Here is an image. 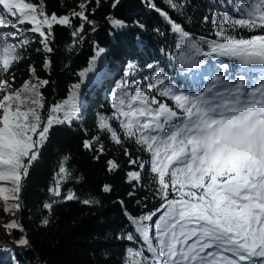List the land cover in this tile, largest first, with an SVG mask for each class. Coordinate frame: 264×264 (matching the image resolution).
I'll use <instances>...</instances> for the list:
<instances>
[{"label": "snow or ice", "instance_id": "6c2138e0", "mask_svg": "<svg viewBox=\"0 0 264 264\" xmlns=\"http://www.w3.org/2000/svg\"><path fill=\"white\" fill-rule=\"evenodd\" d=\"M95 2L99 6L101 0ZM144 2L177 38L170 59L173 72L183 80L151 62L143 66L150 74L137 79L140 65L129 60L111 91V116L97 118L98 129L108 134L110 142L129 141L147 154L146 160L133 159L124 148L129 165L138 168L125 174V182L134 189L128 195L134 197L137 187H145L147 173L146 190L159 202L149 210L147 196L138 199L136 205L143 210L133 215L123 200L118 201L127 225L116 238L132 245H126L122 264H264V0H239L236 15L223 12L213 17L216 39L211 40L197 39L154 0ZM164 2L182 14L185 5L179 0ZM88 3L78 5L80 11L71 15H57L48 14L39 0H0V75L9 74L23 59L21 49L30 46L31 34L40 37L46 54L43 67L50 69L54 26L73 29L70 51L84 40L85 24H95L85 13ZM118 3L113 0L112 7ZM73 18L82 23L73 26ZM106 19L113 29L127 27L111 14ZM203 19L208 22L209 17ZM25 24L27 29L22 27ZM238 29L253 34L238 36ZM105 51L94 47L87 66L77 73L79 82L72 85L67 98L49 106L46 117L42 89L50 80L37 76L34 65L28 68L31 79L20 88L14 87L15 74L0 79V198L5 213L20 210L23 180L39 159L51 129L78 117L85 78L92 84L107 80L110 69L102 59ZM99 140L94 136L83 146L92 150ZM95 151L94 158L99 159L103 145ZM67 159L48 189L54 197L61 196V183L70 176ZM107 165L109 172L120 167L115 160ZM101 191L110 193L112 186L104 184ZM63 198L73 200L75 195L69 191ZM82 203L99 202L89 198ZM52 207L53 202L43 204L46 210ZM48 223L42 220L43 225ZM5 230L22 231L16 221L5 225ZM16 244L27 246L26 236Z\"/></svg>", "mask_w": 264, "mask_h": 264}, {"label": "trees", "instance_id": "16d2710c", "mask_svg": "<svg viewBox=\"0 0 264 264\" xmlns=\"http://www.w3.org/2000/svg\"><path fill=\"white\" fill-rule=\"evenodd\" d=\"M32 2L36 3L38 0ZM39 2L46 6L48 14L55 12L57 15H71L74 11H80L78 5L84 4L86 0H39ZM179 2L185 5L182 14L171 11L164 0H154L157 7L169 11L173 19L183 23L186 30L197 39L211 40L216 39L212 18L223 12L236 15L239 0H179ZM112 4L113 0H101L97 6L95 0H89L85 13L95 24H85L84 40L77 41L70 51L68 46L73 39L71 36L73 29L54 26L55 39L52 44L54 52L50 54L52 61L50 69L43 67L46 54L39 43L40 37L38 34H31L30 46L21 49L23 59L11 67L9 74L0 75V79H9L11 74H15L14 87L20 88L25 80L31 79L28 68L29 65H34L37 76L50 80L49 85L42 89L45 97L42 114L46 117L49 106L67 98L69 89L79 82L77 73L87 66L95 46L106 50L102 54V59L110 69V75L103 83L92 84L85 78L81 85V108L78 117L71 123L57 125L51 129L39 159L23 180L20 210L7 213L0 210V218L8 223L16 221L22 229L12 230L10 233H6L5 228L0 230V264H122L126 245H132L116 238L127 225L118 201L123 200L133 215L143 210L142 207H137L136 201L138 199L143 201L145 196L149 210L159 204L152 198V192L146 190L149 187L147 173L144 176L145 187H137L134 197L128 195L134 189L132 184L125 182V174L138 168L129 165V157L124 155V148L130 150L133 159L141 156L146 160L147 154L129 141H125L123 145L110 142L108 134L98 129L97 118L100 115L111 116V91L115 88V82L121 78L129 60L140 65L137 79L150 74L143 66L151 62L157 63L174 79L183 80V77H177L173 72L175 65L170 59L176 51L177 38L163 18L144 0H119L115 8ZM110 14L125 21L127 27L113 29L106 19ZM205 16L209 17L208 22H204ZM71 22L73 26L82 23L79 18H73ZM139 25L144 27L141 28ZM22 27L27 29L29 25L25 24ZM156 29L164 35H160ZM252 34L247 30L238 29L236 32V35L245 38ZM255 34L261 33L257 31ZM113 124L118 128L115 122ZM94 136H99L100 140L93 143L92 150L85 149L83 142L91 140ZM101 144L104 153L99 155V159H95L94 157L98 155L95 149ZM65 157L68 158L66 166L70 176L61 183V196L54 197L48 189L54 186L59 166ZM109 160H115L120 165L119 169L109 172L107 165ZM104 184L112 186L110 193L101 191ZM3 186L11 185L3 183ZM69 191L74 193L75 199L63 198ZM89 198L99 203L94 205L82 203ZM47 202H53L51 210L43 208V204ZM8 203L14 201L9 200ZM43 219H48V225L42 224ZM22 235L28 240L27 246L16 244Z\"/></svg>", "mask_w": 264, "mask_h": 264}, {"label": "rangeland", "instance_id": "374dc122", "mask_svg": "<svg viewBox=\"0 0 264 264\" xmlns=\"http://www.w3.org/2000/svg\"><path fill=\"white\" fill-rule=\"evenodd\" d=\"M3 199L2 198H0V210H3V207H4V205H3V201H2ZM8 224V222L5 220V219H3V218H0V230L2 231V229H4L5 228V225H7Z\"/></svg>", "mask_w": 264, "mask_h": 264}]
</instances>
